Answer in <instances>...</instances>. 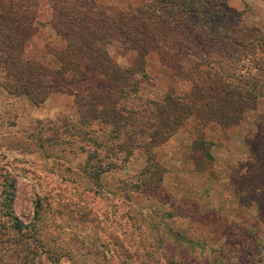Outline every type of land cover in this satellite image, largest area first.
Segmentation results:
<instances>
[{
  "label": "rangeland",
  "instance_id": "1",
  "mask_svg": "<svg viewBox=\"0 0 264 264\" xmlns=\"http://www.w3.org/2000/svg\"><path fill=\"white\" fill-rule=\"evenodd\" d=\"M79 1L0 0V264H264V51L234 36L214 42L207 29L221 24L216 14L264 37V0L200 1L207 24L181 16L187 68L201 64L246 97L224 111L200 92L207 76L195 88L158 51L141 58L118 41L103 47L133 73L124 86L90 66L61 75L75 46L59 11ZM85 1L119 12L143 0ZM19 56L40 67L37 83H53L43 95L13 90ZM116 87L128 92L118 114L160 130L153 115L164 111L168 136L121 130L102 106L83 116L92 89Z\"/></svg>",
  "mask_w": 264,
  "mask_h": 264
},
{
  "label": "trees",
  "instance_id": "2",
  "mask_svg": "<svg viewBox=\"0 0 264 264\" xmlns=\"http://www.w3.org/2000/svg\"><path fill=\"white\" fill-rule=\"evenodd\" d=\"M200 1L203 0H143L139 6L129 7L119 12H116L113 8H101L92 3L90 5L85 0L77 2L75 9L73 7H62L59 12L62 18L66 19V21L63 20L68 23L66 29L72 30V41L75 49L61 58V75L67 72L82 73L86 67L90 66L103 75L106 74V78L114 82L116 86H124V83L129 80L127 74L132 76L133 73H131V70H124L115 64L103 47L106 41H118L122 45L135 50L141 58L149 51H158L162 57V64L172 70L176 78L191 81L192 84H195V88L201 89L200 85L196 84L201 81L203 75L207 76L209 83L200 92L210 99L212 104L223 103L221 111L231 105H235L236 101L244 102L246 97L242 93L237 92L236 89H233V85L230 82L223 83L219 81L216 73L208 76V73L202 72L201 64L192 66L190 70L186 66V58L193 56V50L192 42L184 40V23L181 16L192 13L196 20L198 19L199 22L202 20L203 24H207L210 19L208 21L206 16L202 14L199 7ZM197 6L199 8H196ZM71 8L73 9L72 12H70ZM211 15L213 21L214 18H218L219 22H221V24L215 25L214 28L207 27L209 31L214 33L212 36L214 42L236 43L238 41L232 38L234 36L238 40L242 39V43H245L246 40L254 42V44L258 43L260 44L259 48L264 51V37L260 35V32L254 34L245 31L248 29L244 31L239 30L237 27L235 29L233 24L230 27L226 24L222 26V23L227 21V18L224 17L222 21L216 14ZM224 31L232 36L223 35ZM1 33L3 34L2 30ZM13 43L10 46L15 51L18 46ZM87 61L89 64H87ZM12 62V66L8 69V77L13 83V90L18 89L35 95H43L44 91H47L53 85L52 82L45 84L36 82V74L39 72L37 69H40V67H37L34 63L24 62L20 56ZM117 89L119 94L114 92L107 94L100 90L92 89L90 94L84 97L85 101L80 103L79 108L85 117L87 115L85 112L86 107L99 113L100 106H102V111L104 112L101 117H107V119L114 122L119 121L121 130L129 131L134 129L136 131L137 126H143L140 125L141 123L137 120V117H130L125 114L126 111L123 114H118L117 108H112V106L118 107L128 97L126 90ZM163 115L164 111L156 112L153 115L154 120L160 121L154 127L156 126L160 130H149L151 124H149V119H145L146 123H148L146 124L147 128L145 130L143 126L139 130L140 132L137 133V137L168 136L166 130L165 132L163 130L168 125L167 121H164ZM177 115H180V113L178 112ZM92 117L96 119L100 116L93 114ZM229 117L228 111L224 115L221 113L219 117L221 124L223 123L222 125L225 124L228 127ZM83 124L88 126L91 122L84 121ZM132 143L134 147L140 145L141 142L138 138H135ZM11 229L16 234L20 233L21 230L17 225Z\"/></svg>",
  "mask_w": 264,
  "mask_h": 264
}]
</instances>
